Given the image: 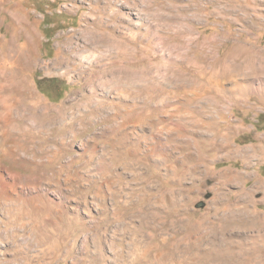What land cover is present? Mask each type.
I'll return each instance as SVG.
<instances>
[{"label":"rangeland","instance_id":"obj_1","mask_svg":"<svg viewBox=\"0 0 264 264\" xmlns=\"http://www.w3.org/2000/svg\"><path fill=\"white\" fill-rule=\"evenodd\" d=\"M4 67L54 111L0 143V261L264 264V0H0Z\"/></svg>","mask_w":264,"mask_h":264},{"label":"bare ground","instance_id":"obj_2","mask_svg":"<svg viewBox=\"0 0 264 264\" xmlns=\"http://www.w3.org/2000/svg\"><path fill=\"white\" fill-rule=\"evenodd\" d=\"M19 22H23L22 19ZM20 72V69L16 70L9 67L0 68V143L2 144L7 139V133L11 130L10 127H12V133H14L13 141L15 143V146L26 148V144L22 143L20 140L21 137H25L28 139L31 135V132L29 133L28 131L26 121L30 118L32 126L36 123L40 128L37 129L39 131L45 126L44 124H40L38 122L49 121L47 119L48 112L50 110L54 111V108H48V111H43L41 109H34L29 111L28 105L25 101L22 100L24 99V93L27 91L25 89H19L17 87L22 82ZM17 91H20L21 93L19 94L17 93ZM26 110L28 111V113L26 112ZM55 113L57 115L56 118H62V110L55 109ZM2 148L3 146L1 145V158L3 154L6 155V153L2 152ZM256 183H261L262 185H264V181L260 179H257ZM0 264H11V262L1 260Z\"/></svg>","mask_w":264,"mask_h":264},{"label":"trees","instance_id":"obj_3","mask_svg":"<svg viewBox=\"0 0 264 264\" xmlns=\"http://www.w3.org/2000/svg\"><path fill=\"white\" fill-rule=\"evenodd\" d=\"M261 115H262V114H261ZM261 115H259V117H260ZM259 121H260V118H259Z\"/></svg>","mask_w":264,"mask_h":264}]
</instances>
